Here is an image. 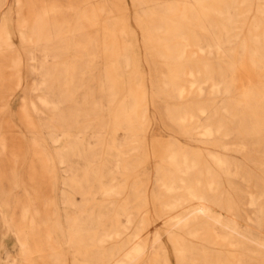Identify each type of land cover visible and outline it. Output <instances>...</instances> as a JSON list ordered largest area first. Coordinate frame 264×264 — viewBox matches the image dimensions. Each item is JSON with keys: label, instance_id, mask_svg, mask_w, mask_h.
Wrapping results in <instances>:
<instances>
[{"label": "rangeland", "instance_id": "374dc122", "mask_svg": "<svg viewBox=\"0 0 264 264\" xmlns=\"http://www.w3.org/2000/svg\"><path fill=\"white\" fill-rule=\"evenodd\" d=\"M0 264H264V0H0Z\"/></svg>", "mask_w": 264, "mask_h": 264}]
</instances>
